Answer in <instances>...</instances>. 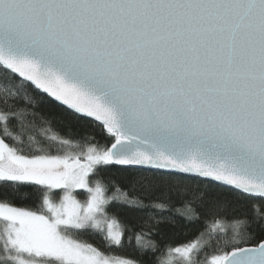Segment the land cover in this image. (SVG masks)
<instances>
[{"label":"snow or ice","instance_id":"obj_1","mask_svg":"<svg viewBox=\"0 0 264 264\" xmlns=\"http://www.w3.org/2000/svg\"><path fill=\"white\" fill-rule=\"evenodd\" d=\"M0 264H264V0H0Z\"/></svg>","mask_w":264,"mask_h":264},{"label":"trees","instance_id":"obj_2","mask_svg":"<svg viewBox=\"0 0 264 264\" xmlns=\"http://www.w3.org/2000/svg\"><path fill=\"white\" fill-rule=\"evenodd\" d=\"M53 103V102H52ZM54 105V108L52 110V112L48 113L49 115H52V116H60V115H63L64 114V109L59 107L58 105H56L55 103H53ZM44 111L47 112V109H43ZM73 123L77 126V128L83 132V131H91V126L90 124L87 123V121H73ZM58 127L61 128V130H65V124H58ZM17 203H20V201H17ZM183 221H179V224L181 226H183ZM200 226L199 225H192L191 228H190V232L188 235H178L175 237V239L173 240L174 243H181L183 242L184 240H188V239H192L193 237H195L197 235V232L199 230ZM179 232L181 231V228H177V229H170V228H165V232L168 236H171V234L173 232ZM90 242L94 243L95 245L103 248V244L102 242L100 241L99 237H96V238H92L90 239ZM113 252H115L116 254H119V255H133L134 253L132 252V250H124V251H121L119 249H113L112 250ZM207 255V254H205ZM202 260L204 259V257L201 258Z\"/></svg>","mask_w":264,"mask_h":264},{"label":"water","instance_id":"obj_3","mask_svg":"<svg viewBox=\"0 0 264 264\" xmlns=\"http://www.w3.org/2000/svg\"><path fill=\"white\" fill-rule=\"evenodd\" d=\"M53 103H55L56 105H58L59 107H61V108H63V109H64V106H62V105H59L57 102H54V101H53ZM153 171H156V170H153Z\"/></svg>","mask_w":264,"mask_h":264}]
</instances>
